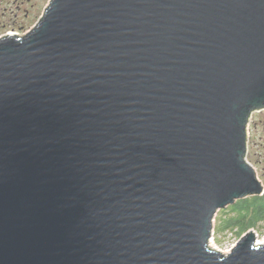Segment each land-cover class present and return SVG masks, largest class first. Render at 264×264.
Returning <instances> with one entry per match:
<instances>
[{"label":"water","instance_id":"1","mask_svg":"<svg viewBox=\"0 0 264 264\" xmlns=\"http://www.w3.org/2000/svg\"><path fill=\"white\" fill-rule=\"evenodd\" d=\"M260 110L264 0H51L0 38V264H264L209 242Z\"/></svg>","mask_w":264,"mask_h":264},{"label":"rangeland","instance_id":"2","mask_svg":"<svg viewBox=\"0 0 264 264\" xmlns=\"http://www.w3.org/2000/svg\"><path fill=\"white\" fill-rule=\"evenodd\" d=\"M50 1L51 0H39L41 7L40 13H42L39 15V17H37L35 23L39 21V19L44 15L43 11H45ZM19 2H21V0H19ZM28 32L29 30L21 33L20 35L23 36ZM247 132V158L248 161L256 169L257 176L264 185V110L256 111L252 114L250 122L248 124ZM229 207L220 209L215 215L213 224L214 234L212 236L214 237V243H210L212 248L219 247L218 249L222 253L231 252L236 247V244L240 241V239L244 237V235L253 231L256 233V242L258 239L264 240V221L257 222L256 226L247 229V231L242 233H240V229L236 226L223 229L224 221L228 219L231 215H233V213L229 211L224 212V210L228 209Z\"/></svg>","mask_w":264,"mask_h":264},{"label":"flooded vegetation","instance_id":"3","mask_svg":"<svg viewBox=\"0 0 264 264\" xmlns=\"http://www.w3.org/2000/svg\"><path fill=\"white\" fill-rule=\"evenodd\" d=\"M40 10L39 0H0V38L30 31Z\"/></svg>","mask_w":264,"mask_h":264},{"label":"trees","instance_id":"4","mask_svg":"<svg viewBox=\"0 0 264 264\" xmlns=\"http://www.w3.org/2000/svg\"><path fill=\"white\" fill-rule=\"evenodd\" d=\"M226 211L233 215L224 221L223 229L236 226L240 229V233L245 232L256 226L257 222L264 221V195L240 199L224 210V212Z\"/></svg>","mask_w":264,"mask_h":264},{"label":"bare ground","instance_id":"5","mask_svg":"<svg viewBox=\"0 0 264 264\" xmlns=\"http://www.w3.org/2000/svg\"><path fill=\"white\" fill-rule=\"evenodd\" d=\"M19 36H22V35H19ZM213 224H214V223H213ZM213 231H214V229L212 230V235H211V237H210V241H209L210 243H212V242L214 243V237H212V236H213ZM257 244H258V245L264 244V240H262V239L259 240V239H258V240H257ZM210 247H211V246H210ZM211 248H212V247H211ZM216 248H217V247H216ZM216 248H213V249L217 250ZM218 248H219V247H218ZM218 250H219V249H218ZM227 253H229V252H227Z\"/></svg>","mask_w":264,"mask_h":264},{"label":"built area","instance_id":"6","mask_svg":"<svg viewBox=\"0 0 264 264\" xmlns=\"http://www.w3.org/2000/svg\"><path fill=\"white\" fill-rule=\"evenodd\" d=\"M214 232V231H213ZM214 234V233H213ZM216 249H218V248H216Z\"/></svg>","mask_w":264,"mask_h":264}]
</instances>
